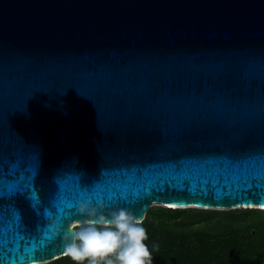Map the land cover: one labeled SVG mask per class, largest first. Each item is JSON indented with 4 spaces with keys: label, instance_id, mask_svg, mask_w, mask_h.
<instances>
[{
    "label": "water",
    "instance_id": "water-1",
    "mask_svg": "<svg viewBox=\"0 0 264 264\" xmlns=\"http://www.w3.org/2000/svg\"><path fill=\"white\" fill-rule=\"evenodd\" d=\"M83 200L264 210V0H0V264Z\"/></svg>",
    "mask_w": 264,
    "mask_h": 264
},
{
    "label": "clouds",
    "instance_id": "clouds-1",
    "mask_svg": "<svg viewBox=\"0 0 264 264\" xmlns=\"http://www.w3.org/2000/svg\"><path fill=\"white\" fill-rule=\"evenodd\" d=\"M75 215L85 219L69 223L61 237L64 252L74 264H153L147 229L130 209L83 200ZM60 229L58 224L53 226L56 235Z\"/></svg>",
    "mask_w": 264,
    "mask_h": 264
},
{
    "label": "trees",
    "instance_id": "trees-1",
    "mask_svg": "<svg viewBox=\"0 0 264 264\" xmlns=\"http://www.w3.org/2000/svg\"><path fill=\"white\" fill-rule=\"evenodd\" d=\"M191 210H148L143 226L148 232L146 243L152 250L153 264H264V241L256 245L247 238L240 239L233 230L225 235L213 236L176 225L179 220L188 217ZM241 213L252 215L250 228L253 230L261 226L264 215L261 210ZM171 222L176 225L175 228L170 226ZM156 245L158 248L154 247ZM69 259L66 255L50 264H65Z\"/></svg>",
    "mask_w": 264,
    "mask_h": 264
},
{
    "label": "rangeland",
    "instance_id": "rangeland-1",
    "mask_svg": "<svg viewBox=\"0 0 264 264\" xmlns=\"http://www.w3.org/2000/svg\"><path fill=\"white\" fill-rule=\"evenodd\" d=\"M159 208L163 207L155 205L149 210L154 211ZM183 210L191 209L186 208ZM250 210L253 211L257 209H233L222 211L194 209L190 211L188 217L179 220L176 225L178 224L193 230H200L199 232L204 235L213 236L225 235L231 233L230 231L233 230L240 239L246 240L245 238H247L248 240L253 241L254 244L259 245L264 241V215L262 216L261 226L257 228L258 231L256 228L253 230L250 228L253 221L251 217L252 215L241 213V211L246 212ZM261 211L264 212V210ZM176 225L173 222L170 224V226H173L172 228H175ZM65 264H74V262L69 259Z\"/></svg>",
    "mask_w": 264,
    "mask_h": 264
},
{
    "label": "snow or ice",
    "instance_id": "snow-or-ice-1",
    "mask_svg": "<svg viewBox=\"0 0 264 264\" xmlns=\"http://www.w3.org/2000/svg\"><path fill=\"white\" fill-rule=\"evenodd\" d=\"M27 189H24V190H17L15 194H20V195H23L25 193H27Z\"/></svg>",
    "mask_w": 264,
    "mask_h": 264
},
{
    "label": "bare ground",
    "instance_id": "bare-ground-1",
    "mask_svg": "<svg viewBox=\"0 0 264 264\" xmlns=\"http://www.w3.org/2000/svg\"><path fill=\"white\" fill-rule=\"evenodd\" d=\"M251 208H253V207H251ZM190 209H195V208H190ZM238 209H240V208H238ZM231 210H233V209H231Z\"/></svg>",
    "mask_w": 264,
    "mask_h": 264
}]
</instances>
